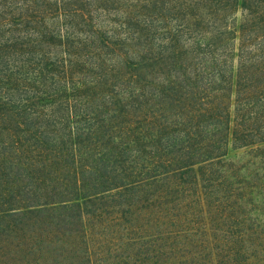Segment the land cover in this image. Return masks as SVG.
Listing matches in <instances>:
<instances>
[{
	"label": "rangeland",
	"instance_id": "374dc122",
	"mask_svg": "<svg viewBox=\"0 0 264 264\" xmlns=\"http://www.w3.org/2000/svg\"><path fill=\"white\" fill-rule=\"evenodd\" d=\"M187 1L0 0V51H28L33 61H48L50 75L76 84V89H65L67 97L56 100L66 131L81 117V98L88 93L101 110L94 116L88 107L87 116H143L142 108L148 113L147 107H162L163 95L159 84L136 85L130 74L157 70L163 51H264V0H247L250 9L245 11L230 0L225 14L198 25L187 14ZM245 13L251 20L243 19ZM14 69L13 63L5 67L7 73ZM113 72L125 73L106 82ZM83 78L88 82L81 84ZM73 103L79 104L76 113ZM0 117L2 184L8 168L1 155L13 151L2 148L1 138L13 124ZM38 129L33 125L31 130ZM62 153L51 152V166L29 175L70 179V173L65 175L70 162L66 151V161L61 160ZM161 169H151L118 196L110 195L113 189L93 201L94 215L86 222L94 223L100 249L123 264H264V142L230 148L207 169L199 186L185 167L176 175ZM7 175L8 182L20 176L16 171ZM119 199L125 204H118ZM52 220L76 226L74 211L54 213Z\"/></svg>",
	"mask_w": 264,
	"mask_h": 264
},
{
	"label": "trees",
	"instance_id": "16d2710c",
	"mask_svg": "<svg viewBox=\"0 0 264 264\" xmlns=\"http://www.w3.org/2000/svg\"><path fill=\"white\" fill-rule=\"evenodd\" d=\"M229 1L184 4L193 25H198L225 14ZM232 1L243 11L250 9L247 0ZM1 7L0 2V11ZM243 19L251 20L246 13ZM160 57L157 70L130 74L136 85L159 84L163 95L159 110L147 107L148 113L141 110L143 116L100 120L87 116L88 107L94 116L101 110L88 93V98H81V117L66 131L64 120L57 116L56 100L67 97L65 89H76V84L65 76L50 75L48 61L36 57L33 61L28 51H0V116L13 124L1 144L14 152L1 155L8 169L0 184V264H123L97 246L94 223L86 222L94 215L98 195L114 189L110 195L118 196L151 169L161 168L165 169L160 172L176 175L185 167L199 186L207 169L230 148L264 142V51L225 55L171 49ZM9 63L15 66L11 73L5 71ZM124 73L113 72L105 81L114 83ZM88 80L83 78L81 84ZM71 109L78 112L79 104L73 103ZM33 125L38 133L31 130ZM58 151H64L59 156L64 161L66 151L70 164L65 175L70 173V179L58 182L29 175L49 168L50 153ZM11 171L20 176L8 182ZM120 200L118 204H125ZM68 211L76 214V226L52 220L54 213Z\"/></svg>",
	"mask_w": 264,
	"mask_h": 264
}]
</instances>
